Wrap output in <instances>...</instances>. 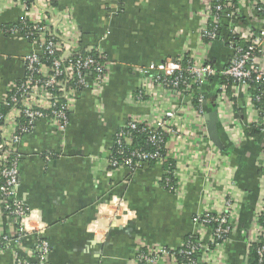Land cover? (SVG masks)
Segmentation results:
<instances>
[{"label":"crops","instance_id":"crops-1","mask_svg":"<svg viewBox=\"0 0 264 264\" xmlns=\"http://www.w3.org/2000/svg\"><path fill=\"white\" fill-rule=\"evenodd\" d=\"M21 1L0 0V107L24 76L23 58L38 53L31 42L5 32L24 19ZM55 2L56 8L72 14L78 46L102 50L110 73L101 89L77 94L63 132L40 121L17 145V196L32 214L29 235L21 241L24 251L31 252L38 239L49 245L50 264H132L142 251L180 248L188 235L199 232L193 218L222 211L227 196L237 217L221 252L222 264H250L249 250L258 235L255 217L264 199L262 137L246 136L258 117L257 104H247L250 90L218 85L215 94H203L207 100L199 109L178 104L189 127L185 137L169 145L174 184L168 189L173 191L161 183L162 165L134 171L107 166L118 128L130 118L152 120L159 114L150 109L147 97L139 99L136 68L184 51L217 69L227 66L226 47L206 45L199 37L204 0ZM234 5L241 26L264 29L248 17V0H234ZM224 24L222 20L225 35ZM212 112L221 149L207 131L205 117ZM7 229L0 217V231ZM0 264H15L14 254L0 253Z\"/></svg>","mask_w":264,"mask_h":264},{"label":"built area","instance_id":"built-area-1","mask_svg":"<svg viewBox=\"0 0 264 264\" xmlns=\"http://www.w3.org/2000/svg\"><path fill=\"white\" fill-rule=\"evenodd\" d=\"M53 2L55 0H22L21 7L25 11L22 21L28 22L31 28L25 36L11 31L25 40L31 37L32 41L29 42L38 50V53L23 58L24 76L6 93L1 103L9 108V112L1 117L0 123V217L8 226L6 232L0 231V253L12 252L15 264H50L49 245L43 240L35 239L32 251L27 253L21 245L22 239L29 235L32 214L17 196L20 160L17 145L40 121H46L51 127L63 132L79 91L91 88L96 92L107 84L110 73L104 52L96 48H80L72 14L56 8ZM248 2V17L264 25V17L259 13L264 9V0ZM204 5L205 13L201 17L198 32L201 40L206 45L216 42V31L224 20L226 33L244 41L246 49L223 38L222 45L229 51L227 66L223 69H217L198 57H191L187 51L163 63L136 68L135 72L140 76L139 99L147 97L150 109L159 114L152 120L130 118L118 128L107 160L111 171L121 168L134 171L145 166L148 161L162 165L167 159L172 160L170 156L173 150L169 147L171 141L176 137H185L189 127L185 115H180L182 111L180 108L178 110V104L185 102L192 106L191 101L197 89L203 86L208 77L217 74L231 77L234 79L233 85L244 92L250 90L248 82L251 78L264 83V29L254 31L251 27L241 26L240 13L234 0H204ZM180 84L184 85L182 91ZM219 90L224 93L223 86H219ZM263 95L264 91L257 95L248 93V106L254 108L253 103L259 102ZM159 96L161 100L157 103ZM222 98L218 97L220 102ZM199 99L202 101V97ZM255 110L258 111L255 125L262 129L264 147V112L259 108ZM134 130L146 132L148 143L156 147L157 152L127 151V145L132 143L129 131ZM262 162L264 171V153ZM235 207L232 198L226 196L223 198L222 211H205L193 218V223L199 228L195 235L198 242L181 246V253L188 258L186 264H222L221 252L237 217ZM258 216L262 217L261 224L258 223ZM211 223L216 224L213 230L208 227ZM255 225L258 235L254 241L261 245L257 250L261 260L264 256V199L258 207ZM216 241L220 243L215 244ZM170 250L173 249L142 251L132 264H177ZM197 251L199 255L196 261L191 260L190 256ZM29 254L33 256L32 262Z\"/></svg>","mask_w":264,"mask_h":264},{"label":"trees","instance_id":"trees-1","mask_svg":"<svg viewBox=\"0 0 264 264\" xmlns=\"http://www.w3.org/2000/svg\"><path fill=\"white\" fill-rule=\"evenodd\" d=\"M222 3H224V1H222ZM213 4V2H212ZM211 4V5H212ZM56 5V2H53V6ZM214 6V4L212 5V7ZM262 17H264V9L259 12ZM31 27L28 24V22L26 21H20L19 23H17L16 25H12L9 28L5 29V32L7 34H9V32L11 33V31H17L19 34H21L22 36H25L27 30H29ZM223 27H219L216 31L218 38H221V35H224V33L221 32V29ZM221 32V33H220ZM223 37H226L230 42H233L235 45L239 46L240 48H242L243 50L246 49L247 45L244 41L239 40L237 37L232 36L231 34H225ZM28 41H32L31 37L27 38ZM234 84V79L231 77H226V76H222L220 74H217L214 77H208L205 80V83L203 84L202 87H200L199 89H197V93L195 94V96L192 99V105L196 108L199 109L200 107L203 106V102L206 101V97L205 95L207 94H211V93H216L217 91V86L218 85H223L225 86L227 89L230 90L231 85ZM248 85L250 87V91L252 95H257L261 92L264 91V83L262 82H257L254 80V78H251L248 82ZM72 87H74V85L72 84ZM180 90H184V85H179ZM80 92V91H79ZM205 93V95H203ZM57 95V93H56ZM203 96V97H202ZM200 97H202V101L201 99H199ZM204 100V101H203ZM258 108L264 112V95L261 97L260 101L256 103ZM9 112V108L5 107V106H1L0 107V123H1V117L7 115ZM116 133V132H115ZM129 136L132 139V143L127 145V151L131 152L134 150H139L141 152H157L156 147H153L152 145H150L147 141L148 135L146 132L144 131H140V130H134V131H129ZM246 136H248L249 138H258V137H262V129L260 126L258 125H251L249 127H247L246 129ZM162 148V147H161ZM262 152L264 153V147H262ZM163 154V153H162ZM155 165V161H148V163L145 164V166L147 167H152ZM173 169H174V162L170 159H167L164 164H162V170H163V176L161 179V183L165 186V184H167L166 187H164L166 190L168 191H173L171 188H169V183H172V186L174 184V178L172 177V173H173ZM262 222V217L258 216V223L261 224ZM210 229H215L216 224L211 223L208 226ZM196 243L198 242V240L196 239V236L194 235H188L183 243L187 244V243ZM220 243V241H216L215 244ZM260 243H255L250 247L249 250V259H250V264H264V256L263 258L260 260V258L257 255V250L260 248ZM210 248H213V246H211ZM181 250H183L181 247L180 248H176L173 250H170V252L172 253V255L174 256L175 261L177 262V264H186L188 258L183 255L181 253ZM198 251L190 256V259L193 261H196V259L198 258Z\"/></svg>","mask_w":264,"mask_h":264},{"label":"water","instance_id":"water-1","mask_svg":"<svg viewBox=\"0 0 264 264\" xmlns=\"http://www.w3.org/2000/svg\"><path fill=\"white\" fill-rule=\"evenodd\" d=\"M207 131L209 135V139L217 146V148L221 149V145L219 143L217 133H216V122L217 117L214 112L210 113L205 117Z\"/></svg>","mask_w":264,"mask_h":264},{"label":"rangeland","instance_id":"rangeland-1","mask_svg":"<svg viewBox=\"0 0 264 264\" xmlns=\"http://www.w3.org/2000/svg\"><path fill=\"white\" fill-rule=\"evenodd\" d=\"M216 42H218V43H220L221 45H222V36H221V38H218V40L216 41ZM224 46V45H223ZM228 51V50H227ZM228 53V55H229V51L227 52Z\"/></svg>","mask_w":264,"mask_h":264}]
</instances>
